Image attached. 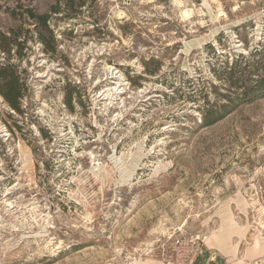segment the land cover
Returning <instances> with one entry per match:
<instances>
[{
  "label": "rangeland",
  "instance_id": "obj_1",
  "mask_svg": "<svg viewBox=\"0 0 264 264\" xmlns=\"http://www.w3.org/2000/svg\"><path fill=\"white\" fill-rule=\"evenodd\" d=\"M263 45L264 0H0V264H264Z\"/></svg>",
  "mask_w": 264,
  "mask_h": 264
},
{
  "label": "built area",
  "instance_id": "obj_2",
  "mask_svg": "<svg viewBox=\"0 0 264 264\" xmlns=\"http://www.w3.org/2000/svg\"><path fill=\"white\" fill-rule=\"evenodd\" d=\"M169 240L167 249H162L165 264H196L206 251L205 241L198 235L177 233Z\"/></svg>",
  "mask_w": 264,
  "mask_h": 264
},
{
  "label": "trees",
  "instance_id": "obj_3",
  "mask_svg": "<svg viewBox=\"0 0 264 264\" xmlns=\"http://www.w3.org/2000/svg\"><path fill=\"white\" fill-rule=\"evenodd\" d=\"M32 18H36L34 14H31ZM42 21L43 25H47V17H42L40 18ZM6 52L7 50L4 49ZM9 52V51H7ZM264 52V45L260 50H256L255 53H252V56H258L259 54ZM233 67V66H232ZM0 92L5 98L6 102L10 105V107L16 111V112H21L20 109V100L23 97L22 93V87L23 85L20 82V78L17 75V72L14 70V68L10 66H4L0 64ZM259 91L263 90L264 91V78L260 82V88L258 89ZM214 122L210 121L209 117H205L204 119V124L205 126H211L214 124Z\"/></svg>",
  "mask_w": 264,
  "mask_h": 264
},
{
  "label": "bare ground",
  "instance_id": "obj_4",
  "mask_svg": "<svg viewBox=\"0 0 264 264\" xmlns=\"http://www.w3.org/2000/svg\"><path fill=\"white\" fill-rule=\"evenodd\" d=\"M193 12H191V11H185V13H184V16H186V17H190L191 16V14H192ZM218 17V16H217ZM116 69L114 68V71H115ZM117 74H119V72H117ZM113 75V74H112ZM118 86V87H117ZM120 86V87H119ZM121 87H122V85H120V83H118V85L116 84V86L114 87V89H109V90H106V92H107V96H111V98H113L116 94H118L119 93V91L121 90ZM106 92H104L103 94H101L100 95V97H103V96H106ZM121 93H123V92H120V94ZM105 98V97H104ZM5 131V130H4ZM92 157V156H91ZM126 167V166H125ZM106 173L108 174V172L107 171H105V175H106ZM124 174H126V170L125 171H123V175ZM124 178H129L130 176H123ZM109 178V177H108ZM110 181V180H109ZM231 229H228V230H222V231H220V233L219 234H216V236H214V237H212V238H208L207 240H206V242H207V245H208V247H214L215 245H217V244H220V243H222V242H227L228 241V237H229V235H230V232L232 231V228H233V226H231L230 227ZM228 243V242H227ZM259 244H260V241L257 239L256 240V243H255V247H258L259 246ZM222 248V247H221ZM212 249H214V250H216V251H218V252H221V253H230V251H228L227 249H225V248H223V249H220V250H217L216 248H212ZM163 263V262H162ZM134 264H158V263H153V262H151L150 260H147V261H143V260H136L135 262H134Z\"/></svg>",
  "mask_w": 264,
  "mask_h": 264
},
{
  "label": "crops",
  "instance_id": "obj_5",
  "mask_svg": "<svg viewBox=\"0 0 264 264\" xmlns=\"http://www.w3.org/2000/svg\"><path fill=\"white\" fill-rule=\"evenodd\" d=\"M207 252H208V257L206 260V264H227L224 257L221 256L222 254L213 256L214 254H212L210 251H207Z\"/></svg>",
  "mask_w": 264,
  "mask_h": 264
}]
</instances>
